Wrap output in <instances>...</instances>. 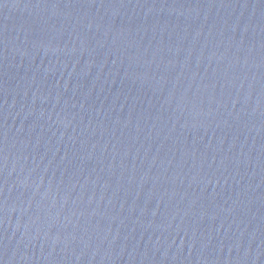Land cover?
I'll return each mask as SVG.
<instances>
[{"label":"water","instance_id":"1","mask_svg":"<svg viewBox=\"0 0 264 264\" xmlns=\"http://www.w3.org/2000/svg\"><path fill=\"white\" fill-rule=\"evenodd\" d=\"M0 264H264V0H0Z\"/></svg>","mask_w":264,"mask_h":264}]
</instances>
